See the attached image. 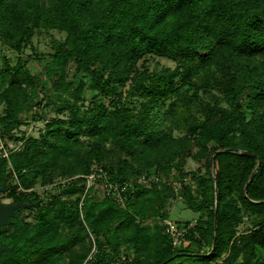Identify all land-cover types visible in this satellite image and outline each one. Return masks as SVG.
Listing matches in <instances>:
<instances>
[{"label": "trees", "instance_id": "16d2710c", "mask_svg": "<svg viewBox=\"0 0 264 264\" xmlns=\"http://www.w3.org/2000/svg\"><path fill=\"white\" fill-rule=\"evenodd\" d=\"M40 28L65 32L50 60L35 74L17 62L1 76L9 69L6 90L42 89L46 76L64 116L10 154L13 185L0 158L12 204L33 212L23 220L18 206L0 224V264H264V0H0L3 43L19 50ZM147 54L177 64L136 66ZM200 88L212 91L210 101ZM84 89L94 91L87 104ZM7 104L0 126L8 134L16 110ZM194 147L204 172L192 174L195 193L184 184L182 195L201 216L172 243L166 224L143 218L147 206L167 216V192L133 177L152 166L184 177ZM90 173L96 185L86 188ZM57 176L45 195L27 190ZM104 179L119 199L88 195ZM244 215L250 225L238 233Z\"/></svg>", "mask_w": 264, "mask_h": 264}, {"label": "rangeland", "instance_id": "374dc122", "mask_svg": "<svg viewBox=\"0 0 264 264\" xmlns=\"http://www.w3.org/2000/svg\"><path fill=\"white\" fill-rule=\"evenodd\" d=\"M64 37L65 32L57 28H40L35 31L31 41L23 45L19 50L11 48L8 44L3 43L0 39V115L4 114L5 110L7 109V98L11 102V105L15 103L16 110V122L13 124L9 133H4L5 131H3V128L0 126V158H5L8 161L6 164L5 179L10 185H13L17 182L15 174L9 171L10 162L8 159L10 154H12L14 151L21 150L27 140L38 138L39 135L44 132L46 127L45 124L48 119H50L52 116L58 115L56 113L58 103L57 101L55 103L54 99L50 96L51 87L46 76L42 80V89L39 87L36 89H31L21 85L15 86L10 90H6L5 88L8 84V78L10 76L9 69L18 62L21 63L23 68H25L31 74L39 72L43 68V65L50 60V55L52 52H54V47L57 41H62ZM143 58V60H139L136 63V66L142 65L147 66L149 69H158L161 67L174 68L177 64L172 59L152 54H147ZM7 66H9V69L4 71V76L2 77L1 70L7 68ZM73 69L74 65L71 62L67 63L65 68L67 78L72 77ZM126 88L127 86L118 85L116 90L122 92L124 95ZM93 92V90L84 89L81 94L83 97L81 102L87 104L88 101L92 99L91 96ZM211 92L212 91H209L206 88H200L197 91L198 97L201 101H210L209 99ZM8 106L10 107V105ZM192 110H196L195 107H193ZM58 116L62 117L64 116V113ZM179 134L180 132L176 130H174L172 133L173 136H178ZM210 156L211 154L208 156L209 160ZM204 164L205 156H200L197 147H194L191 155L186 158L184 164V170L186 171V174L184 177L179 176L175 167L162 172L159 171V169L156 170L154 166L144 169V171L139 175H134V182L144 185H150L152 182H156L157 187H160L165 190L164 192H167L165 203L161 207V211H165L167 216L163 220H159L158 215L153 214L150 207L147 206V210L143 216L145 224L152 225L157 221H162L165 224L166 221H171L175 226V231L173 230L172 237H180L185 230L183 224L187 223L188 225H191L199 216H201V212H195L186 207L182 191L184 190V184H186L188 190L191 193H195L197 186L192 174L197 175L203 173ZM209 165L211 172H213V162L209 163ZM142 174L145 175L144 178L141 177ZM61 180L63 179L57 176L48 183H40L37 181L33 187L27 190H34L39 195H45L47 191L53 188ZM166 185L170 186L169 190L165 189ZM0 187H4V190H0L1 208L2 206H7L14 202V197L8 195L5 181H0ZM17 190L26 191L21 186H18ZM88 193L90 197L96 199L102 197L103 190L98 185L93 187V189ZM21 208L25 209L24 211L22 210L23 220H31L33 212L28 208V205L23 202ZM177 221H179L180 224H178ZM249 225L250 218L247 215H244L243 221L237 228V232H244L246 227ZM185 244L186 243H184V245ZM95 249V243L93 239H91L90 251L86 259L92 256V253L95 252ZM121 249H123L121 250V254H123L124 246H122Z\"/></svg>", "mask_w": 264, "mask_h": 264}, {"label": "built area", "instance_id": "2783aa9c", "mask_svg": "<svg viewBox=\"0 0 264 264\" xmlns=\"http://www.w3.org/2000/svg\"><path fill=\"white\" fill-rule=\"evenodd\" d=\"M97 170H98V172L101 171L100 168H98ZM96 175H97L96 173H90V174L85 176L86 188H88L89 186H92V185H96ZM141 177L144 178V176H141ZM99 186L102 188L103 192H105V193L111 192V194H114L119 199V192L117 190L118 188H117L116 184L109 183L104 179L103 183L99 184ZM165 224H166V229L173 236L172 232H173V230L175 231L174 223H172L171 221H166ZM172 238H173V243H176L178 240V237L174 236Z\"/></svg>", "mask_w": 264, "mask_h": 264}, {"label": "water", "instance_id": "95a60500", "mask_svg": "<svg viewBox=\"0 0 264 264\" xmlns=\"http://www.w3.org/2000/svg\"><path fill=\"white\" fill-rule=\"evenodd\" d=\"M247 153H249V152H247ZM249 154H251L252 156H256L254 153H249ZM212 156H213V154H211V156H210L209 163L212 162ZM253 173H254V171L251 172V174H250V176H249V178H248V180H247V182H246V185H247V183L250 181V179H251ZM246 185L244 186V191H245V187H246ZM215 189H216V187H215ZM0 190H4V187H0ZM18 206H22V204H20V203H16V204H9V205H7V206H2V207L0 208V224L7 223V222L9 221V219H8L9 216H12V215H13V210H14L15 208H17ZM2 249H3V248H0V251H1Z\"/></svg>", "mask_w": 264, "mask_h": 264}, {"label": "flooded vegetation", "instance_id": "af4514ba", "mask_svg": "<svg viewBox=\"0 0 264 264\" xmlns=\"http://www.w3.org/2000/svg\"><path fill=\"white\" fill-rule=\"evenodd\" d=\"M13 203V202H12ZM12 203H10V204H12Z\"/></svg>", "mask_w": 264, "mask_h": 264}]
</instances>
